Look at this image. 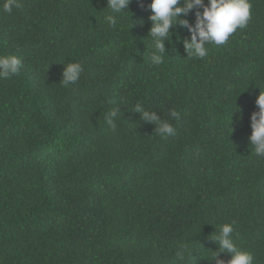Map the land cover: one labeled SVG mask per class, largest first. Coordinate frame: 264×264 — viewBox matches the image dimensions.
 <instances>
[{
    "label": "trees",
    "instance_id": "16d2710c",
    "mask_svg": "<svg viewBox=\"0 0 264 264\" xmlns=\"http://www.w3.org/2000/svg\"><path fill=\"white\" fill-rule=\"evenodd\" d=\"M4 2L0 55L22 67L0 79V264H215L212 237L233 221L236 246L264 264V157L249 141L264 0H250L247 26L203 59L187 57L190 33L174 26L159 66L151 0L121 14L107 0H19L11 13ZM196 11L181 19L195 24ZM70 62L83 72L65 87ZM137 104L174 135L155 133Z\"/></svg>",
    "mask_w": 264,
    "mask_h": 264
},
{
    "label": "clouds",
    "instance_id": "9594fccd",
    "mask_svg": "<svg viewBox=\"0 0 264 264\" xmlns=\"http://www.w3.org/2000/svg\"><path fill=\"white\" fill-rule=\"evenodd\" d=\"M132 0H107V7L111 13L121 14L129 9ZM143 6V5H142ZM21 7L19 0H5L2 5L4 12L11 13L13 8ZM151 15L149 19L152 26L148 36L152 37L153 50L151 54L152 64L159 66L164 63L166 53L165 40H169V34L174 26L185 28L190 33V38L183 39L182 43L188 56H195L200 59L208 55V44L222 45L228 41L231 34L236 30L247 26L251 19L252 4L250 0H151L148 6ZM194 9L196 21L192 24L187 17ZM202 9V12L199 11ZM109 27H115L117 16L109 14L105 16ZM22 67V60L14 55H0V79H7L18 75ZM83 67L80 62H70L64 65L60 83L67 87L75 84L81 77ZM256 104L258 112H253L250 117L252 129L249 136L250 144L254 147L258 157H264V91H261ZM140 113L141 119L156 126L155 133L162 137L174 135V127L167 121L161 120L160 115L155 111H148L142 105L137 104L134 109ZM119 109H112L105 114L107 125L115 131L117 128L115 118ZM170 115L179 119V113L172 109ZM234 221L225 223L219 228V234L212 237L218 243L219 252H214L212 260L215 264H253L254 257L251 252L240 250L232 239L234 232ZM188 251L186 245H182L177 251V256L183 260ZM231 254L228 261L220 259L221 253Z\"/></svg>",
    "mask_w": 264,
    "mask_h": 264
}]
</instances>
